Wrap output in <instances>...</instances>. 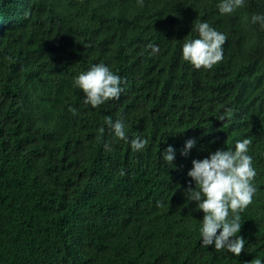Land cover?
<instances>
[{
    "label": "trees",
    "instance_id": "trees-1",
    "mask_svg": "<svg viewBox=\"0 0 264 264\" xmlns=\"http://www.w3.org/2000/svg\"><path fill=\"white\" fill-rule=\"evenodd\" d=\"M217 2L0 0V264L264 261V28L251 22L264 0L224 16ZM204 21L227 39L221 62L197 70L180 49ZM100 62L123 91L92 108L73 79ZM107 117L144 149L115 138ZM244 138L256 193L235 256L201 246L204 214L185 189L193 159ZM169 145L175 167L161 157Z\"/></svg>",
    "mask_w": 264,
    "mask_h": 264
},
{
    "label": "clouds",
    "instance_id": "clouds-1",
    "mask_svg": "<svg viewBox=\"0 0 264 264\" xmlns=\"http://www.w3.org/2000/svg\"><path fill=\"white\" fill-rule=\"evenodd\" d=\"M143 5V0H137ZM246 0H218L216 8L221 16L231 15L237 9L245 6ZM253 24L264 28V14L251 16ZM196 32L194 38L185 39L181 45V59L199 70L212 69L223 59V45L226 35L214 29L207 23L193 24ZM152 54L157 51L153 45H148ZM122 78L113 72L104 62L92 64L86 71L80 72L73 79V85L83 93V104L98 108L105 102L118 99L123 91ZM72 115H77V108L68 106ZM230 109L217 119L224 121ZM105 124L115 138L130 143L133 151H141L147 144V139L134 136L129 141L126 135V125L123 119L113 121L105 119ZM100 132H104L101 126ZM197 141L189 138L185 141L181 155L187 156L195 147ZM251 141L248 138L237 140L231 149L220 148L210 152L203 159H193L192 167L187 172L190 179L185 189L186 201L195 202L196 210L203 212L200 226V244L202 247L214 245L217 252L225 251L239 256L244 250V238L241 232L240 213L252 203L256 193L253 180L256 169L253 158L248 154ZM105 151H111L109 144L104 145ZM162 160L169 166L175 167L176 149L169 145L161 154ZM172 168V167H171ZM231 213V216L229 215ZM255 264H264L260 259Z\"/></svg>",
    "mask_w": 264,
    "mask_h": 264
}]
</instances>
